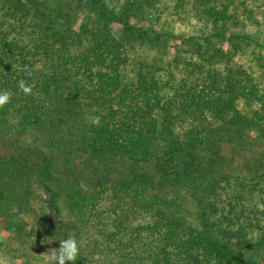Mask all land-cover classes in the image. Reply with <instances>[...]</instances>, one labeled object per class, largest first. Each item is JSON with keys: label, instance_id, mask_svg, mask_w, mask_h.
Returning <instances> with one entry per match:
<instances>
[{"label": "trees", "instance_id": "1", "mask_svg": "<svg viewBox=\"0 0 264 264\" xmlns=\"http://www.w3.org/2000/svg\"><path fill=\"white\" fill-rule=\"evenodd\" d=\"M156 1L123 0L115 13L104 0H91L97 24L87 33L60 37L59 46L53 51L41 33V26L45 25L40 20L33 24L40 30L38 38L37 34L30 36L33 26L25 28L20 24L21 20L26 22L23 16L13 17L27 12L39 15L40 7L12 0L0 6V92L7 90L12 94L10 102L0 107V122L12 118L16 120L10 124L13 135L31 132L43 142V148L17 147L16 154L0 155V219L21 201L25 203L35 185L57 220V198L64 193L67 209L76 217L75 225L78 214L96 211L105 190H109L106 200L114 215L111 223L121 234L124 231L120 225L128 223L124 218L128 208L120 193L139 191L145 194L139 207L145 212L151 209L156 215L155 222L143 228L158 232L163 254L156 257V264H175L174 252L182 251L200 253L215 264H253L209 236L216 223L212 214L218 210V179L225 173L220 144L226 138L218 129L201 128L203 113L208 112L211 121L222 127L233 125L234 130H241L246 119L232 107L237 94L226 86V93L214 96L211 86L209 90L204 86L200 90L188 89L179 95L178 102L162 101V88L155 76L144 70L137 73L130 86L121 85L119 71L128 53L122 48L124 45L119 48L105 25L111 22L121 26L130 38L133 34L138 39L157 38L129 24ZM17 26L22 34L14 29ZM123 39L120 38L121 43ZM21 81L31 86V95L22 92ZM259 101L264 106V100ZM95 116L100 118L99 125H92L87 119ZM193 120L197 121L194 127L183 129ZM75 163L93 176L97 190L89 197L73 178ZM254 165L255 175L264 180V166ZM205 184H209L210 201L202 188ZM161 191L166 192L164 197L156 194ZM180 191L196 199L199 207L200 228L192 235L181 224L175 228L174 223L162 218L175 207L174 199L166 201L167 194ZM22 205L24 210L27 206ZM166 229L170 230L169 237L164 233ZM76 264H84L80 254Z\"/></svg>", "mask_w": 264, "mask_h": 264}, {"label": "rangeland", "instance_id": "2", "mask_svg": "<svg viewBox=\"0 0 264 264\" xmlns=\"http://www.w3.org/2000/svg\"><path fill=\"white\" fill-rule=\"evenodd\" d=\"M7 1L0 0V6ZM12 1L40 7L39 15L27 12L13 17L23 16L26 22L21 20L20 24L25 28L33 26L34 33L30 36L37 34L39 38L41 30L51 51L58 48L60 37L87 33L98 22L91 0ZM104 3L115 13L124 4L123 0H104ZM39 20L45 27L40 25L41 29L37 30L33 24ZM129 24L157 38L138 39L134 34L130 38L121 26L111 22L105 25L119 48L124 45L122 48L128 53L119 71L121 85L130 86L137 73L144 70L152 73L162 88V101L178 102L179 95L188 89L200 90L204 86L208 90L211 86L214 96L226 93L223 90L226 86L232 94H237L232 107L246 119L241 130H234L233 125L222 127L211 121L208 112L203 113L205 121L201 128L218 129L224 132L223 139L226 138L220 144L226 161L225 173L217 183V213L213 216L209 213L216 222L209 236L222 246L236 250L241 260L264 264V180L255 175L253 168L254 164L264 166V106L259 101L264 100V0H157ZM98 31L102 34L100 28ZM120 38H124L122 43ZM212 81L214 85H210ZM8 120L9 124L0 122V155L16 154L19 147L43 148L42 139L31 132L13 135L10 124L16 120ZM193 121L183 129L194 127L197 121ZM74 166L77 171L73 178L83 194L91 196L97 190L93 176L78 164ZM208 187L205 184L202 188L209 194L206 200L210 201ZM110 192L105 190L96 211L78 214L74 225L76 217L67 209L64 193L57 198V220L40 190L32 186L28 200L21 201L9 210L7 217L0 219V264H50V249L59 248V241L69 236L78 241L84 264H156V257L161 258L163 252L158 232L143 229L156 220L153 210L145 212L138 205L143 204L145 194L120 193L127 202L124 218L129 223L120 225L124 231L120 234L111 223L114 215L107 208ZM156 194L164 197L166 192ZM168 194L166 201L174 199L175 207L162 218L174 223L175 228L182 225L192 235L200 228L196 199L182 191ZM22 204L27 206L24 210L20 207ZM169 231L164 230L167 237ZM174 256L175 264H215L200 253L182 251L174 252Z\"/></svg>", "mask_w": 264, "mask_h": 264}, {"label": "clouds", "instance_id": "3", "mask_svg": "<svg viewBox=\"0 0 264 264\" xmlns=\"http://www.w3.org/2000/svg\"><path fill=\"white\" fill-rule=\"evenodd\" d=\"M22 92L27 96L32 94V88L24 81L20 82ZM12 94L10 91L0 92V107L10 102ZM92 125H99L100 118L98 116L87 118ZM80 254V245L78 241L69 236L59 241V248L50 249V264H76Z\"/></svg>", "mask_w": 264, "mask_h": 264}]
</instances>
